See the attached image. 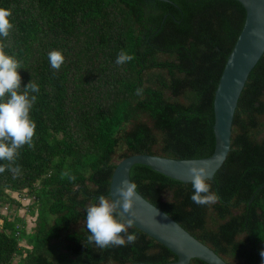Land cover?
Segmentation results:
<instances>
[{
	"label": "trees",
	"instance_id": "16d2710c",
	"mask_svg": "<svg viewBox=\"0 0 264 264\" xmlns=\"http://www.w3.org/2000/svg\"><path fill=\"white\" fill-rule=\"evenodd\" d=\"M13 24L5 52L21 87L39 85L33 148L0 161V205L27 191L35 227L1 217L0 264H166L177 257L135 227V243L89 244L86 207L109 198L116 165L131 156L192 160L215 148L214 93L245 20L235 0H0ZM65 61L51 67L49 53ZM121 50L135 58L117 65ZM140 93L137 94V90ZM5 99H7V94ZM19 166V174L8 168ZM73 177L75 179H73ZM130 180L226 264H264V54L234 113L230 151L215 173L216 204L191 183L134 165ZM22 241L25 244H22ZM190 264H205L193 259Z\"/></svg>",
	"mask_w": 264,
	"mask_h": 264
},
{
	"label": "water",
	"instance_id": "95a60500",
	"mask_svg": "<svg viewBox=\"0 0 264 264\" xmlns=\"http://www.w3.org/2000/svg\"><path fill=\"white\" fill-rule=\"evenodd\" d=\"M168 2V0H158ZM245 10V20L238 38L227 57L219 78L213 101L215 148L211 156L202 159L180 160L151 155H135L120 161L112 174L109 197L116 199V188L122 179H130V170L134 165H143L182 183H191L187 175L191 166L206 163L212 180L221 168L230 151L232 124L238 100L246 81L264 54V0H235ZM258 35H254L253 33ZM134 216L126 218L134 221L137 228L156 242L170 250L176 257L175 262L166 264H190L193 259L205 264H226L207 246L192 237L163 211L145 200L137 193ZM145 264V263H136Z\"/></svg>",
	"mask_w": 264,
	"mask_h": 264
},
{
	"label": "clouds",
	"instance_id": "9594fccd",
	"mask_svg": "<svg viewBox=\"0 0 264 264\" xmlns=\"http://www.w3.org/2000/svg\"><path fill=\"white\" fill-rule=\"evenodd\" d=\"M12 10L0 7V37L7 38L13 24L10 22ZM258 35L257 33H253ZM6 43L0 41V161L14 162L18 149L27 145L33 148V137L36 131V122L30 117V110L37 100L39 85L30 81L26 87H21V76L18 69L21 63L5 52ZM135 57L127 51L121 50L117 56L116 64L124 65ZM65 61L61 51L49 53V62L53 69L59 70ZM137 90V94L140 93ZM7 94V99H5ZM191 166L187 175L193 188L191 201L198 205H210L219 202L217 193L211 191L208 182L210 173L206 163L196 164L188 161ZM5 166H0V173H4ZM9 171L19 174V166L8 168ZM73 179H75L73 177ZM116 199L100 196L98 202L86 207V228L90 235L89 244L105 249L113 246H125L135 243L137 235L128 233L134 221L126 218V214L134 216L133 207L137 196V185L130 179H122L116 188ZM167 216V213L165 214ZM264 257V251L260 252Z\"/></svg>",
	"mask_w": 264,
	"mask_h": 264
},
{
	"label": "rangeland",
	"instance_id": "374dc122",
	"mask_svg": "<svg viewBox=\"0 0 264 264\" xmlns=\"http://www.w3.org/2000/svg\"><path fill=\"white\" fill-rule=\"evenodd\" d=\"M11 197L18 202L16 204L6 203L4 205H0V216L9 218H16L22 220L24 222L26 233H30L35 227L36 223V214L37 208H34V215L30 214V207L34 204V198L29 196V193L25 190L20 193H12ZM1 224V220H0ZM22 244H25L22 241ZM18 258H15L13 264L18 262Z\"/></svg>",
	"mask_w": 264,
	"mask_h": 264
}]
</instances>
